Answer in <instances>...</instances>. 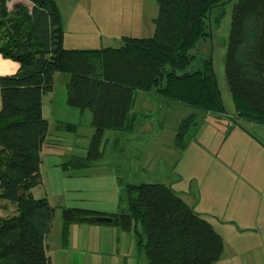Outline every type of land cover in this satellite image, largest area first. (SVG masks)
I'll list each match as a JSON object with an SVG mask.
<instances>
[{"label": "trees", "instance_id": "trees-1", "mask_svg": "<svg viewBox=\"0 0 264 264\" xmlns=\"http://www.w3.org/2000/svg\"><path fill=\"white\" fill-rule=\"evenodd\" d=\"M28 1L31 6L0 0V53L20 64L16 74L0 78V200L13 211L0 216V264H52L46 239L54 207L32 189L43 182L41 149L49 128L43 97L53 90L56 72L70 75L66 103L90 112L94 129L87 153L72 155L61 164L65 170L100 163L106 132L131 129L138 91L206 112L223 108L211 58L199 69H186L198 40L210 33L214 9L229 0H156L153 35H125L120 46L102 48L65 47L55 0ZM225 70L235 117L264 124V0L234 4ZM194 125L193 113L181 121L177 140L183 142ZM58 127L76 131L78 123ZM126 192L127 212L63 207L62 245L73 225L110 223L135 232L146 264H217L225 250L222 235L170 185L128 184ZM98 216L113 219L101 222Z\"/></svg>", "mask_w": 264, "mask_h": 264}, {"label": "rangeland", "instance_id": "rangeland-1", "mask_svg": "<svg viewBox=\"0 0 264 264\" xmlns=\"http://www.w3.org/2000/svg\"><path fill=\"white\" fill-rule=\"evenodd\" d=\"M155 1L55 0L62 15L65 42L89 48L120 46L124 34L153 35V16L158 12ZM236 1L229 0L223 7L214 9L210 33L198 40L192 51L196 58L186 69H199L205 59L211 58L222 111L206 112L178 102H166L168 100L154 93L138 91L133 109L142 113L137 118L136 129L133 132L108 130L102 160L97 166L65 170L61 165L74 154L87 153L94 129L90 112L81 114L78 108L66 103V83L70 75L55 73L54 88L43 99L49 128L41 150L42 187L54 207L52 232L46 240L52 264H62L64 259L70 263L64 252L76 257V264H131L135 259L140 260L132 250H127L129 241H135L138 250L134 231L107 224L104 228L107 231L103 235L96 233L95 241L97 238L125 241V250L120 255L116 250L107 256L100 254L101 257L95 256L84 263L77 250V241L83 239L77 240L76 230L71 228L69 242L64 247L61 227L63 207L98 206L113 212H127L126 187L142 182L170 185L211 222L225 242L224 253L217 264H264V124L235 117L225 70ZM193 113L196 125L183 142L178 141L181 121ZM60 122H76L78 128L76 131L59 128ZM103 173L114 177L109 180ZM96 175L103 179H93ZM11 208V203L0 200V216L12 213ZM81 231L86 238L93 237L91 232L83 228ZM139 232L144 236L141 225ZM111 255L117 262H112ZM142 255L145 259L143 251Z\"/></svg>", "mask_w": 264, "mask_h": 264}, {"label": "crops", "instance_id": "crops-1", "mask_svg": "<svg viewBox=\"0 0 264 264\" xmlns=\"http://www.w3.org/2000/svg\"><path fill=\"white\" fill-rule=\"evenodd\" d=\"M17 1L25 2L29 6L32 5V3L30 1H28V0H17ZM11 3L13 4V1ZM61 17H62V15H61ZM124 35H126V34H124ZM63 42H64V46L65 47H74V46L68 45L65 42V36H64V41ZM19 69H20V64L17 61H15V60H13L11 58L5 57L3 54L0 53V78L3 77V76L16 74L19 71ZM43 99H44V97H43ZM143 99L145 100L146 97H143ZM147 101H148V98H147V100L145 102H147ZM135 102H136V97H135ZM166 102H169V101H166ZM1 106H2V100H1V86H0V109H1ZM141 113L142 112L139 113L135 109H133V125L131 126V129L128 132H133L136 129V126H137V122L136 121H137L138 116L141 115ZM43 114H44V110H43ZM41 163H42V161H41ZM104 176L109 178V180H110V178L114 177L110 173L109 174L105 173ZM102 177L103 176H97L96 175V176H94L93 179L102 180L103 179ZM43 184L44 183L42 182L41 184L37 185L35 188L32 189V193H33L34 197L37 198V199L44 198V197L49 199L48 195L46 193V189H43V187H42V186H44ZM86 207L88 209L96 210V211H99V212L118 213V212H113V211H110V210H105V208H99L98 206L97 207H95V206H86ZM103 224L104 225H101V224H99V225H97V224H89V225L80 224V225H78V224H76V225L72 226V229L74 231L76 230V233H77V237L76 238H77V240L79 239V237L83 239L82 241H77V243H78L77 244L78 245V249L77 250L81 254L80 257H81V259H82V261L84 263H87V260L88 261L93 260V258L95 256L96 257H101V255L107 256V255H109L111 253H114L112 251H115V250L120 255L125 250V245H124L125 241H121V242H123V244H121L120 241H103L102 238H101V240H99L97 238L98 241H97V239L95 241L94 236H95L96 233L99 232L100 235H103V232L107 231V229H104L105 226H107V223H103ZM101 226H103V227H101ZM82 228H83V230L85 229L89 233L91 232L93 237L91 236V237H87L86 238V236H84V234L81 235L80 231L82 230ZM81 232H83V231H81ZM85 239H86V241H85ZM136 245H137V243H136ZM136 247H138V246H136ZM127 250H128V252H130L132 250L131 252L134 253L135 256L137 254V256L140 258V260H138V261L136 259L133 260L131 264H141V263H143V261H145L143 255H142V251L139 248H138V250L135 248V241H129ZM64 254H65L64 257L67 256L68 257L67 261L70 262V263L65 262V259H64V263H62V264H76V262H77L76 257L72 258V257H70L71 254H68L66 252H64ZM74 256H76V255H74ZM124 256H121V258L124 257ZM113 257L114 256H112V262L115 261V259H113ZM99 259H101V258H99ZM115 262H117V261H115Z\"/></svg>", "mask_w": 264, "mask_h": 264}, {"label": "water", "instance_id": "water-1", "mask_svg": "<svg viewBox=\"0 0 264 264\" xmlns=\"http://www.w3.org/2000/svg\"><path fill=\"white\" fill-rule=\"evenodd\" d=\"M97 221H101V222H111L113 218L108 217V216H98L95 217Z\"/></svg>", "mask_w": 264, "mask_h": 264}]
</instances>
